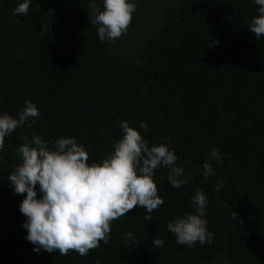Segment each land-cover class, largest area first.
I'll list each match as a JSON object with an SVG mask.
<instances>
[{
	"label": "trees",
	"instance_id": "16d2710c",
	"mask_svg": "<svg viewBox=\"0 0 264 264\" xmlns=\"http://www.w3.org/2000/svg\"><path fill=\"white\" fill-rule=\"evenodd\" d=\"M21 2L0 0V114L18 117L30 100L39 116L0 150V264H264V36L248 28L259 15L255 0H172L134 55L113 52L117 39H99L93 0H31L27 14L13 15ZM124 121L149 147L168 144L191 179L172 188L169 170L158 167L153 179L164 203L112 221L108 243L86 256L34 251L20 212L26 193L8 181L21 163V137L41 135L50 147L75 138L89 163H102ZM213 148L222 162L211 159ZM205 162L215 176L205 178ZM197 190L208 196L213 239L180 245L167 225L193 213Z\"/></svg>",
	"mask_w": 264,
	"mask_h": 264
},
{
	"label": "clouds",
	"instance_id": "9594fccd",
	"mask_svg": "<svg viewBox=\"0 0 264 264\" xmlns=\"http://www.w3.org/2000/svg\"><path fill=\"white\" fill-rule=\"evenodd\" d=\"M255 3L259 6V15L251 20L248 28L260 38L264 36V0H255ZM30 4L31 0L19 3L12 10L13 15L24 16ZM89 8L95 15L92 22L99 26V39L111 42L127 33L136 4L130 0H103L101 9L93 0ZM24 105L18 117L0 114V150L7 135L25 124L31 127L29 120L39 116L35 103L25 100ZM120 127L122 138L102 163H89V153L75 138L61 137L50 147L41 135L21 137L24 143L17 149L21 163L10 173L8 181L14 193H26L20 212L27 217L23 224L27 230L25 239L36 246L34 251L58 250L61 256L75 251L86 256L101 242L108 243L112 221L137 207L151 214L164 203L153 179L158 167L169 170L167 178L172 188H180L191 179L185 177L183 167L175 166L178 157L168 144L149 147L141 132L127 121L121 122ZM139 127L146 129L147 125L142 121ZM211 159L223 161L215 148ZM202 167L205 178L216 175L211 163L205 162ZM222 186L217 184V190ZM192 204L193 213L177 217L167 225L175 234L176 242L189 247L213 239L204 219L208 196L203 190H197ZM231 215L233 219L239 218L234 211ZM145 219L150 221L152 216L147 215ZM131 236L129 232L125 238ZM164 243L159 238L153 240L154 246L163 247Z\"/></svg>",
	"mask_w": 264,
	"mask_h": 264
},
{
	"label": "rangeland",
	"instance_id": "374dc122",
	"mask_svg": "<svg viewBox=\"0 0 264 264\" xmlns=\"http://www.w3.org/2000/svg\"><path fill=\"white\" fill-rule=\"evenodd\" d=\"M103 0H94L97 7H101ZM172 0H130L136 4L132 23L127 33L118 38L113 46V52L121 55H134L140 43L151 35L159 25L161 11ZM95 17V15H94ZM260 234L264 237V226ZM211 264H225L219 260Z\"/></svg>",
	"mask_w": 264,
	"mask_h": 264
}]
</instances>
